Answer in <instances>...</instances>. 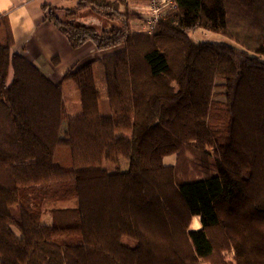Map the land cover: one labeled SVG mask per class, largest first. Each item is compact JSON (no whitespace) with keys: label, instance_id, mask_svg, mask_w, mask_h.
Wrapping results in <instances>:
<instances>
[{"label":"trees","instance_id":"obj_1","mask_svg":"<svg viewBox=\"0 0 264 264\" xmlns=\"http://www.w3.org/2000/svg\"><path fill=\"white\" fill-rule=\"evenodd\" d=\"M139 1L42 8L74 49H119L100 61L109 116L95 63L56 85L12 52L0 15V264H228L232 248L237 264H264V0H173L152 32L132 26ZM85 10L108 26L78 23ZM197 29L242 49L197 44ZM31 162L38 184L21 187L7 165ZM73 199L42 224L47 204Z\"/></svg>","mask_w":264,"mask_h":264},{"label":"crops","instance_id":"obj_2","mask_svg":"<svg viewBox=\"0 0 264 264\" xmlns=\"http://www.w3.org/2000/svg\"><path fill=\"white\" fill-rule=\"evenodd\" d=\"M70 2L72 0H0V15L8 14V23L13 37L12 52L26 57L56 85L70 71L78 70L92 62L95 63L96 67L105 57L108 58L119 50L99 51L92 43H87L79 49L71 47L66 36L46 20L45 12L42 9L45 6L72 8L68 7ZM105 25L106 23L101 24L102 27ZM68 84L63 85L64 99L66 98L65 88L68 89L67 93L76 94L74 89L69 90ZM67 107L69 112L72 108L69 105ZM70 113L69 116L74 117ZM80 113L81 111H78V116ZM172 158L175 157L172 156ZM175 163H167L166 165L173 166ZM201 222V217H195L191 231L201 230L203 228Z\"/></svg>","mask_w":264,"mask_h":264},{"label":"rangeland","instance_id":"obj_3","mask_svg":"<svg viewBox=\"0 0 264 264\" xmlns=\"http://www.w3.org/2000/svg\"><path fill=\"white\" fill-rule=\"evenodd\" d=\"M77 5V0H72V2H70L68 4V7H75ZM132 5V9L135 11L136 13V17L135 19L132 21V26L134 27L135 31L138 32H146L149 26V22L152 19V16L157 15L162 13L165 14L167 16V14L171 13L172 9H171V5L166 7L162 12H157L156 9H149L150 6L148 5L147 1H139L136 2L135 4H131ZM158 13V14H157ZM165 17V16H164ZM162 17V19L164 18ZM78 23L81 22V24H85V25H101L106 23L107 21L104 20L103 18L93 14L91 11L89 10H85V11H81L78 13L77 16V20ZM116 25H119L116 22ZM108 26V25H105ZM149 32V31H148ZM190 37L193 40V42L199 44V43H212V44H216V45H227V46H233L236 47L238 49H242V47L237 44L236 42H234L233 40H231L230 37L220 34V33H216L214 31H209V30H205V29H197L194 32L190 33ZM253 54V53H252ZM104 66L99 63L98 65H96L95 67V74H96V85L97 88L100 92V106H101V112L104 116H109L111 114V110H110V101H109V93H108V87H107V79H106V74L104 71ZM69 85V90L72 91V89H74L76 92V94H72L70 92L67 93L68 89L65 88V99L67 102V105L71 106V110L69 112L71 116H78V111L80 112L81 110V101L79 98V95L77 94V89L76 87L73 85V83L68 84ZM222 89H219L216 91V93H219L217 99L220 100H224V96H222ZM76 95V96H74ZM79 106V107H78ZM81 114V113H80ZM176 158V157H175ZM172 158V157H167L165 158V164L170 163V164H174L176 162V159ZM10 168H12L16 174V176H18V180H19V186L21 187H29V186H34L38 184V178L37 176V169H36V165H34V163H30V164H18V165H7ZM78 200L77 199H73V200H69V201H60V202H56V203H50L47 204L44 208V212H43V218H42V224L44 225H51L53 223V218H52V214H51V210H53L54 208H76L78 207ZM16 233H18L17 230H15ZM19 235V233H18ZM58 242L62 243V244H79L81 243V238L75 237V238H63L60 239ZM124 244L127 246H135V242L131 239H124ZM235 250L232 248L229 251H226L223 253V256L225 257V261L228 264H237V262L235 261V256L236 253L234 252Z\"/></svg>","mask_w":264,"mask_h":264},{"label":"built area","instance_id":"obj_4","mask_svg":"<svg viewBox=\"0 0 264 264\" xmlns=\"http://www.w3.org/2000/svg\"><path fill=\"white\" fill-rule=\"evenodd\" d=\"M147 3L150 6L149 9H152V8L156 9L158 13L162 12L166 7L170 5H171V9L175 7V5L173 4V0H148ZM165 14L160 13L158 14V16L157 15L152 16V19L149 22L147 31L152 32V30L155 29L156 24L162 19V17L166 16Z\"/></svg>","mask_w":264,"mask_h":264}]
</instances>
